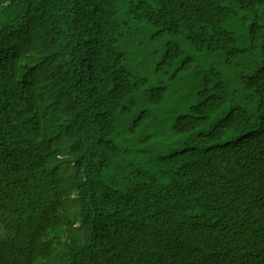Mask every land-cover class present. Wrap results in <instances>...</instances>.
Returning a JSON list of instances; mask_svg holds the SVG:
<instances>
[{
    "label": "trees",
    "instance_id": "trees-1",
    "mask_svg": "<svg viewBox=\"0 0 264 264\" xmlns=\"http://www.w3.org/2000/svg\"><path fill=\"white\" fill-rule=\"evenodd\" d=\"M0 264H264V0H0Z\"/></svg>",
    "mask_w": 264,
    "mask_h": 264
},
{
    "label": "rangeland",
    "instance_id": "rangeland-1",
    "mask_svg": "<svg viewBox=\"0 0 264 264\" xmlns=\"http://www.w3.org/2000/svg\"><path fill=\"white\" fill-rule=\"evenodd\" d=\"M131 37L132 41L128 42L126 46L129 49L132 61H134L136 64H139L142 71L143 67L141 64H147L155 61L158 63L165 56L163 55L166 51L164 49V46L166 45L165 38L156 30L145 25L133 27ZM169 77L170 76L168 75L167 78L169 79ZM177 82L182 88V96L175 106L173 120L179 114L187 110L188 105L185 100L188 95H191L194 87H196L198 83V77L192 70H189L182 78H179ZM172 123L165 126L160 125L161 131L164 135L169 133L170 129L172 128ZM159 147H162V145H159ZM165 149H168V146H165ZM167 156L168 155L165 154L154 158H146L145 164H147V166H145L144 169L148 172H152L159 166H165L169 159ZM140 167L141 165H139V168Z\"/></svg>",
    "mask_w": 264,
    "mask_h": 264
},
{
    "label": "bare ground",
    "instance_id": "bare-ground-1",
    "mask_svg": "<svg viewBox=\"0 0 264 264\" xmlns=\"http://www.w3.org/2000/svg\"><path fill=\"white\" fill-rule=\"evenodd\" d=\"M127 53H129V49L126 50ZM130 54V53H129Z\"/></svg>",
    "mask_w": 264,
    "mask_h": 264
}]
</instances>
